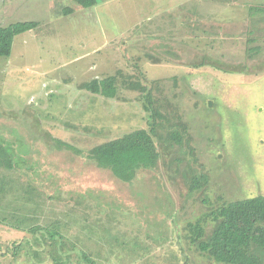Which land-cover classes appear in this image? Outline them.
I'll use <instances>...</instances> for the list:
<instances>
[{
  "label": "rangeland",
  "instance_id": "374dc122",
  "mask_svg": "<svg viewBox=\"0 0 264 264\" xmlns=\"http://www.w3.org/2000/svg\"><path fill=\"white\" fill-rule=\"evenodd\" d=\"M69 6L0 0V26L38 23L0 58V143L14 164L0 170V264H221L197 253L185 227L217 197L264 196V0H97L65 15ZM116 72L159 81L189 126L204 189L183 180L200 167L178 146L129 183L85 157L149 126L138 93L79 90Z\"/></svg>",
  "mask_w": 264,
  "mask_h": 264
},
{
  "label": "trees",
  "instance_id": "16d2710c",
  "mask_svg": "<svg viewBox=\"0 0 264 264\" xmlns=\"http://www.w3.org/2000/svg\"><path fill=\"white\" fill-rule=\"evenodd\" d=\"M69 2L71 6L63 10L65 15L73 13L77 8L87 9L97 4V0H69ZM263 9V7L255 8L257 12L262 13ZM37 26L38 23L35 21L0 26V58L10 55L16 36L31 31ZM259 50V47H251L247 49V53L252 56ZM203 64L205 63H200L201 66ZM212 66L216 65L213 63ZM119 75L120 73L80 84L79 90L107 99L115 98L118 88L138 93L137 99L147 114L149 126L96 145L86 153L85 157L94 163L96 168L108 171L115 179L123 183L133 181L140 168L155 169L161 159V151H166L167 156H170L174 146L183 148V152L188 151L194 164L199 163L191 145L189 126L182 120L176 108L162 95L158 87L159 81H152L151 86L147 87L141 82H134L132 77L120 82ZM154 90L159 93V96L156 97L153 94ZM163 122L166 125L161 124ZM159 127L165 129L164 136L159 135ZM74 151L78 152L75 149ZM11 158L12 155L7 153L0 143V170L7 171L14 168ZM199 167V173L192 170V166L182 172L184 181L188 177L191 179V191L204 189L208 185L209 177L203 169L204 166L199 163ZM220 200L221 198L217 197L219 202L216 205L211 206L206 213L186 225L189 244L198 254L205 255L215 263L262 264L264 196L230 202H220ZM210 222L212 229L207 234L206 226ZM55 234L48 238L50 245L55 244L57 240ZM54 252L55 250L50 251L48 257L52 259ZM83 259L87 264H95L86 257ZM66 260H70L69 256Z\"/></svg>",
  "mask_w": 264,
  "mask_h": 264
},
{
  "label": "water",
  "instance_id": "95a60500",
  "mask_svg": "<svg viewBox=\"0 0 264 264\" xmlns=\"http://www.w3.org/2000/svg\"><path fill=\"white\" fill-rule=\"evenodd\" d=\"M208 107H211V102L210 101L208 102Z\"/></svg>",
  "mask_w": 264,
  "mask_h": 264
}]
</instances>
